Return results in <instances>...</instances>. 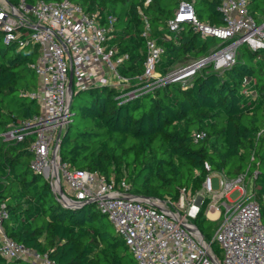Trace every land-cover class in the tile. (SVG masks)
<instances>
[{"label":"trees","instance_id":"obj_1","mask_svg":"<svg viewBox=\"0 0 264 264\" xmlns=\"http://www.w3.org/2000/svg\"><path fill=\"white\" fill-rule=\"evenodd\" d=\"M71 1L98 11L102 23L113 17L112 41L128 53L119 67L126 76L143 72L147 25L163 47L158 70L165 72L182 56L208 50L210 35L203 36L191 22L169 30L181 1L193 5L200 21L224 24L220 0ZM248 9L259 18L264 0H249ZM38 54L39 47L31 42L22 47L5 44L0 30V204L9 211L6 232L57 264H136L96 203L64 205L45 176L32 168L29 140L4 136L40 112V104L30 96L39 84L31 67ZM125 90L103 84L73 94L59 149L69 168L97 171L117 184L125 181L134 194L176 202L182 190L202 189L207 162L212 171L230 178L252 176L264 222V49L242 44L236 62L222 72L211 63L186 81L132 98L120 97ZM201 132L204 135L196 139ZM209 202L204 199L194 223L220 257L221 248L213 240L215 220L205 215ZM0 264L39 263L0 254Z\"/></svg>","mask_w":264,"mask_h":264},{"label":"built area","instance_id":"obj_2","mask_svg":"<svg viewBox=\"0 0 264 264\" xmlns=\"http://www.w3.org/2000/svg\"><path fill=\"white\" fill-rule=\"evenodd\" d=\"M1 1L3 42L20 47L31 42L39 47L38 57L31 64L39 84L30 96L40 104V112L12 126L4 136L16 141L29 140L32 168L45 176L60 199L96 203L129 247L136 264H264L262 209L255 193L245 185L246 174L230 178L218 172L220 188L215 190L213 171L206 162L209 173L202 189L193 197L182 190L175 202L144 198L131 192L125 181L117 184L113 177L97 171L71 169L61 160L59 150L55 152L59 134L70 121L71 101L78 89L103 84L121 86L126 90L120 97L132 98L186 78L195 70L196 62L164 75L157 68L163 47L151 36L147 25L143 32L147 52L143 72L126 76L119 67L128 53L120 52L112 41L113 17L102 23L98 11L90 12L71 0H36L33 4L26 0L18 4ZM248 3L249 0H220L224 24L216 26L200 21L193 5L181 1L175 17L168 22L169 30L175 31L181 22L188 21L203 36L222 39L225 45L211 56L214 68L222 72L236 62L242 44L264 49V13L255 17ZM24 27L29 28L28 33L21 31ZM133 78L138 82L132 83ZM203 135L201 132L195 137ZM62 176L67 189L61 183ZM60 187L65 196H60ZM235 189L239 195L232 200L229 194ZM205 198L210 200L209 214L216 213L209 216L219 220L213 240L221 248L220 257L194 223ZM8 217V209L0 204V254L9 259L27 258L39 264H57L46 253L11 238L5 228Z\"/></svg>","mask_w":264,"mask_h":264},{"label":"rangeland","instance_id":"obj_3","mask_svg":"<svg viewBox=\"0 0 264 264\" xmlns=\"http://www.w3.org/2000/svg\"><path fill=\"white\" fill-rule=\"evenodd\" d=\"M1 2H2V1L0 0V3H1ZM21 31L24 32V33H28V32H29V28H28V27H24ZM222 42H223L222 39L217 38V37H214V36H210V37H209V48H208V50H207L206 52H204V51H202V52H193V53H190V54H188V55H184V56H182L180 59H178V60H177V61H176V62H175V63H174V64H173V65H172V66H171L166 72H164L163 74L165 75V74H167V73H169V72H171V71L177 69L178 67L183 66V65H185V64H188V63H190V62H196V63H195V64H196V68H195V70L192 72V74H190L189 76H187V77L184 78V79H180V80H178V81H186L187 79H189L190 77H192L194 74H196L198 71L205 69V68L208 67L211 63H213V60H212V57H211V56H212L216 51L219 50V47H220L219 45H221ZM216 70H217V69H216ZM217 71L220 72V70H217ZM108 74H109V75L111 74L110 71L108 72ZM137 75H140V74H135L134 76H137ZM129 76H131V75H129ZM134 76H131V77H134ZM137 82H138V80H137L136 78H133L132 83H137ZM118 88L121 89V86H118ZM75 89H78V87L75 86ZM220 173H221V172H220ZM61 183H62V185L64 186L65 189L68 188V185H67V183H66V180H65V178H64L63 176H62V178H61ZM212 183H213V188H214L215 190H217L218 188H220L218 172L215 171V170H213V172H212ZM245 185L247 186V189H248L249 191L252 190V192H254V190L252 189V176H251V175H249V177L245 179ZM254 193H255V192H254ZM200 194H202V195H204L205 197H207V195H206L203 191H201ZM194 195H195V193H193V192H189L188 197H193ZM238 195H239V190L235 189V190H233L232 192H230L229 197H230L232 200H234V199H236V198L238 197ZM57 196H58V195H57ZM255 196H256V195H255ZM58 198L60 199L59 196H58ZM60 200L63 202L62 199H60ZM224 200H226V198L223 199L222 201H224ZM222 201L220 200L219 203H221ZM219 203H218V204H219ZM210 205H211V204L208 205L207 211H206V213H205V215H206L207 217H209V215L213 216V215L216 214L214 211H212V212L209 214V211H210ZM212 213H213V214H212ZM100 215L103 216V221H104V222H106V223L111 222L110 219H109V217H108L107 215H102V214H100ZM214 220H215V224H216V226H218V224H219V220H218V219H214ZM190 221H191V219H190ZM215 230H216V228H215ZM215 230H214V232H215ZM213 235H214V234H213Z\"/></svg>","mask_w":264,"mask_h":264},{"label":"water","instance_id":"obj_4","mask_svg":"<svg viewBox=\"0 0 264 264\" xmlns=\"http://www.w3.org/2000/svg\"><path fill=\"white\" fill-rule=\"evenodd\" d=\"M69 89L72 93V76L70 78V83H69ZM61 147V133L59 134V138H58V144L56 145V148H55V152H57ZM60 196H65V192L63 191L62 187H60ZM144 198H149L150 196H146V195H140ZM63 204L66 205V206H70V207H75V206H82V205H86L88 204L87 202H79V203H75L74 201H66V200H63Z\"/></svg>","mask_w":264,"mask_h":264},{"label":"crops","instance_id":"obj_5","mask_svg":"<svg viewBox=\"0 0 264 264\" xmlns=\"http://www.w3.org/2000/svg\"><path fill=\"white\" fill-rule=\"evenodd\" d=\"M209 218H210V219H214L213 217H210V216H209Z\"/></svg>","mask_w":264,"mask_h":264},{"label":"bare ground","instance_id":"obj_6","mask_svg":"<svg viewBox=\"0 0 264 264\" xmlns=\"http://www.w3.org/2000/svg\"><path fill=\"white\" fill-rule=\"evenodd\" d=\"M213 214V213H212Z\"/></svg>","mask_w":264,"mask_h":264}]
</instances>
